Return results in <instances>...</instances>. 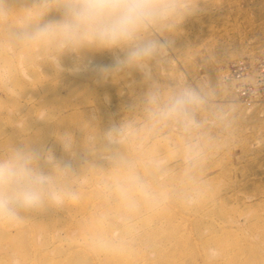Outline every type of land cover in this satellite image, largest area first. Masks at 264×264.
I'll return each mask as SVG.
<instances>
[{
    "label": "rangeland",
    "instance_id": "obj_1",
    "mask_svg": "<svg viewBox=\"0 0 264 264\" xmlns=\"http://www.w3.org/2000/svg\"><path fill=\"white\" fill-rule=\"evenodd\" d=\"M198 3L202 11L180 26L173 47L152 73L163 89L188 85L210 90L213 104L224 110L222 122L201 114L208 120L198 173L202 194L191 203L173 202L143 212L136 231L129 233L118 216L96 223L109 209L97 190L104 173L85 167L78 203L26 215L12 226L0 224V264H11L13 258L20 264H264V240L244 225L248 216H264V182L257 175L251 182L236 183L242 170L227 171L231 164L251 158L256 169L264 170V0ZM3 37L0 27V151L20 143L51 146L57 157L78 166L82 139L118 122L147 86L136 71L102 77L97 69L113 63L112 52L86 50L79 57L66 56L65 71L58 72L33 53L7 49ZM74 65L81 71H70ZM6 77L14 94L4 86ZM64 131L77 143L75 159L56 141V134ZM162 135L179 143L174 129ZM150 149L168 158L172 175L161 177L160 183L178 184L182 158L170 155L169 143L160 138ZM241 167L248 171L249 165ZM250 183L252 193L239 190ZM216 231L221 240L209 243ZM98 232L126 250H93L89 239Z\"/></svg>",
    "mask_w": 264,
    "mask_h": 264
},
{
    "label": "clouds",
    "instance_id": "obj_2",
    "mask_svg": "<svg viewBox=\"0 0 264 264\" xmlns=\"http://www.w3.org/2000/svg\"><path fill=\"white\" fill-rule=\"evenodd\" d=\"M201 11L198 0H0L2 44L7 49L33 53L58 72L65 71L66 56L106 50L114 59L97 69L102 77L136 71L147 85L118 122L82 139L78 166L72 159L57 157L51 146L20 143L0 151V224L12 226L26 215L78 203L80 172L85 167L104 173L97 190L109 209L96 223L118 216L129 233L136 231V219L143 212L159 211L173 202L191 203L202 194L198 173L208 120L201 114L222 122L224 110L213 104L210 90L188 85L163 89L152 73L173 47L172 37L180 26ZM69 70L79 72L81 67ZM3 83L10 94L15 93L10 78ZM167 129L178 133L179 143L162 135ZM157 138L167 141L170 155L184 162L178 184L160 183L161 177L172 173L168 158L150 149ZM56 141L63 153L76 158L71 132L57 133ZM89 244L99 252L126 250L100 232L90 237ZM11 264L20 261L13 258Z\"/></svg>",
    "mask_w": 264,
    "mask_h": 264
},
{
    "label": "bare ground",
    "instance_id": "obj_3",
    "mask_svg": "<svg viewBox=\"0 0 264 264\" xmlns=\"http://www.w3.org/2000/svg\"><path fill=\"white\" fill-rule=\"evenodd\" d=\"M247 164L249 165L248 167V171H251L249 174L247 173V170H244L242 166V164ZM256 161L253 160V158L251 159H243L240 160L239 162H237L236 164H231L230 166H228L227 171L231 172L233 170H235V172H238L239 170H242L241 172V176L237 177V181L234 180L233 182H240L239 180L241 179V183H247V182H251L253 180H255V176L260 175V177L262 178L261 180L264 182V170L257 168L256 169ZM248 175V176H247ZM232 182V181H231ZM230 185V184H229ZM226 185V186H229ZM240 186V184H238ZM254 184H249V187L246 185L243 188H238L240 191L241 190H245L247 192H253L254 191ZM232 190V189H230ZM259 192V191H256ZM247 228H250V231L252 232V234H257L259 235V237L261 238V241L264 240V216L262 215H252V216H248L246 218V223L244 224ZM242 226L241 228H244L245 226ZM239 226H241L239 224ZM216 228L213 227V230H215ZM217 230V229H216ZM214 234V233H213ZM218 235V236H217ZM221 234L218 233V231H216V234L214 235V239L211 238L209 241V243H211L213 240L215 241H220ZM258 237V236H257ZM264 242V241H262Z\"/></svg>",
    "mask_w": 264,
    "mask_h": 264
}]
</instances>
